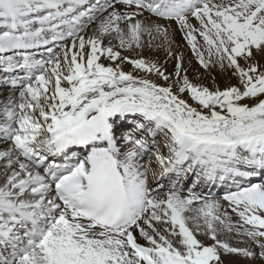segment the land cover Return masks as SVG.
I'll list each match as a JSON object with an SVG mask.
<instances>
[{"label": "snow or ice", "instance_id": "obj_1", "mask_svg": "<svg viewBox=\"0 0 264 264\" xmlns=\"http://www.w3.org/2000/svg\"><path fill=\"white\" fill-rule=\"evenodd\" d=\"M173 20L241 87L190 79ZM68 38L47 59L29 51ZM261 60L264 0H0V65L24 73L0 79V264H264ZM190 175L235 190L172 180Z\"/></svg>", "mask_w": 264, "mask_h": 264}, {"label": "bare ground", "instance_id": "obj_2", "mask_svg": "<svg viewBox=\"0 0 264 264\" xmlns=\"http://www.w3.org/2000/svg\"><path fill=\"white\" fill-rule=\"evenodd\" d=\"M89 2L90 3H94L95 0H89ZM65 6H67V5H65ZM88 6H89L88 4L82 5L80 10L82 11L85 8H87ZM84 22L87 23V19L86 18L84 19ZM190 22L192 24L196 25L197 27H199L198 21H196L194 18H192L190 20ZM163 23H166V24L170 23L171 27L173 29H177L175 31V33H174V39L181 46L180 47V51H182L184 53V58H185L184 67L189 69L190 79H194V82L203 83V84H205L206 86H208L210 88L213 86V83H215L222 90L224 88L230 86V85H235V86L241 87L240 82H239V78L237 76L233 75L231 69H227L226 71L221 72V70L219 69L218 65L217 66H211L209 69H204L198 63V59L195 56V54L194 55L192 54L193 51L191 50L190 45L183 39L182 33L178 30L176 22L173 20V21H170V22H163ZM37 26H39V25H37ZM94 26L95 25L93 24L92 26L89 27V29L87 31V35L91 34L92 27H94ZM48 38L51 39V33H48ZM197 39H198V42L200 44H203V38L202 37L198 36ZM106 43H107V41H106ZM114 43H115V41H114ZM64 44H68L69 46H71V38H68V39H65V40H58V41H55V42L50 43L48 45H40L39 47L34 48V49H30L29 51H31L33 53L35 59H47L48 58V52H47L48 48H52L55 53L59 54L62 51V46ZM152 54L153 53H151L147 49L143 52V55L145 57H148V56H150ZM6 55H15V53L10 52V53H7ZM158 55H159V59L161 61H163L165 59V55H164L162 50L159 52ZM16 58H18V56ZM240 62H241V64H243L242 60ZM260 62H261V64H264V60H261ZM174 63H175V61L173 59H168V63L166 65V67H168V69L171 70ZM130 68H131L130 65L126 66V70H130ZM2 69H3V66L0 65V79H2L6 75H11V76H22V75H24L22 70H13L11 73H5ZM262 70H264V69H262ZM210 72H211V74H213V76L210 75ZM197 77H201V78L199 80H197L196 79ZM153 78L155 79V77H153ZM213 78H214V80H213ZM158 82L159 83H163V81H158ZM11 90H13L11 85L5 86V91H11ZM16 90L18 91V88ZM184 95H185V98H187L188 94L185 93ZM188 102L190 104H193V106H196L193 103V101L189 100ZM88 151H90V148L85 149V148L74 147V148L69 150V153L75 152V153H77L78 158L82 159L85 155H87ZM56 162L57 163H64L65 162V158L63 156H60L58 159H56ZM68 162L76 163L77 160L76 159H72V160H70ZM152 167L153 168L156 167L155 163H153ZM189 177L180 179L179 181H176V177L173 176L172 180L175 181V182H178V184H179L178 187L183 189L180 186H183V185L185 186L186 185L185 181L188 180ZM257 181L258 180H252L250 182L251 183H255ZM160 183H163L164 186H165L164 189L161 190V192L162 193L166 192L168 190V188L170 187L168 181L164 180V181H160ZM150 184L153 187H155L156 186V181H152L150 179ZM219 184H220L219 181H217L215 183L210 182L208 184H204V180H201L200 182H195V183L193 181V184H191L189 186L186 185V187H184L183 191L186 193L187 190L189 188H191L194 192L215 194L216 197H221L226 191L235 190V187L232 185L231 181H227L225 184H223L221 186ZM193 185H195V186H193ZM223 203L225 205L227 204V202H223ZM229 212L231 213V209H229ZM231 215H232V218H233L234 221L239 219V217L235 213H231ZM134 234L137 235L138 242H140L142 244L146 243L143 240V238L139 237L138 233H134ZM230 237L231 238H230L229 242L232 243L233 246H237V247L248 246L245 243H238V241L247 240V237L235 236V234H230ZM198 238H203V237H198ZM205 242L206 243H211L212 241L211 240H205ZM229 259L238 261L239 264H254V262H252V261L243 260L238 255L231 256V257H229Z\"/></svg>", "mask_w": 264, "mask_h": 264}, {"label": "rangeland", "instance_id": "obj_3", "mask_svg": "<svg viewBox=\"0 0 264 264\" xmlns=\"http://www.w3.org/2000/svg\"><path fill=\"white\" fill-rule=\"evenodd\" d=\"M107 41V40H106ZM106 41H105V43H106ZM192 54L194 55V53L192 52ZM101 62H104L105 64H107L108 63V61H105L104 59H103V57H101ZM210 75L211 76H213V74H211V72H210ZM256 101L255 100H252V99H246V100H243L242 101V103H247V104H249V105H252V104H254ZM196 105V104H195ZM197 107H198V105H196Z\"/></svg>", "mask_w": 264, "mask_h": 264}]
</instances>
